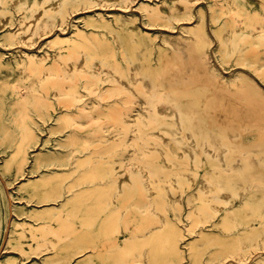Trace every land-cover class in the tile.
<instances>
[{"label": "bare ground", "instance_id": "obj_1", "mask_svg": "<svg viewBox=\"0 0 264 264\" xmlns=\"http://www.w3.org/2000/svg\"><path fill=\"white\" fill-rule=\"evenodd\" d=\"M114 1L78 0L73 4V11L79 10L83 4L85 7L98 4L107 6ZM178 1L189 3L183 16L192 18L195 15L192 5L201 0H163L156 3L145 1L141 7L153 21H160V18L173 21L177 17L175 10ZM11 2L26 9V14L14 28L15 31L9 33L8 39L25 45L22 48L23 54L18 56L16 62L28 84L22 86L18 82L12 83V93L17 95L16 102L23 104L24 113L20 130L15 131L16 147L4 160L3 168L5 170L13 163H18L20 173L25 174V164L30 163V172L41 175L40 180L26 182L22 188L42 190L41 202H56L60 198L63 200L60 205L50 209L29 210L31 215L44 219L34 225L35 245L29 249L25 245L27 241H22L13 234L20 233L22 229L21 234L25 236L29 229L30 222L17 220L4 248L21 250L23 260L29 259L33 254H47L44 264L53 263L49 260L50 257L58 258L61 264H135L136 261H145L147 264H182L180 240L185 232L180 222L184 220L186 205L192 206L188 215L194 219V228L201 222L205 224L210 221L211 214L220 211L226 204L239 201L240 207H230L217 223L221 229L217 236L218 246L207 263L224 264L223 259L231 253L236 258L244 259L242 255L246 249L255 245L252 236L256 226L248 224L242 227V219L249 221L258 217L264 222V211L251 203L247 195L252 196L256 192L254 189H258L259 196L264 197V147L260 148V153L244 151L238 160L230 163L234 148L241 142L239 135L231 127L225 126L223 131L215 134L204 120L194 118L189 106L179 100L171 102L166 92L153 93V87L145 76L154 74L160 78L172 75L166 71L163 47L165 43L182 47V42L174 37L164 38L162 45L157 48L155 37L144 33L135 20L125 16L110 18L105 13H99L84 18L82 25L76 23L70 36L57 34L45 39L42 46L55 47V54L48 52L45 56L34 55L28 49L35 47L56 25L67 27L69 16L66 2L0 0V29L15 22L13 12L8 8ZM130 3L131 0H125L122 6L129 8ZM213 5L221 12H216L211 20L217 34L221 58L224 65L230 64L235 59V37L242 36V41H248V44L254 43L253 37L264 38V12L260 8L252 10L243 0H224L223 3L215 2ZM28 11H32L31 15H27ZM197 14L205 25V7H201ZM57 15L60 16L58 21ZM222 15L228 17L226 21L219 23ZM258 24L262 26L259 27ZM125 32L131 34L134 43L132 48L127 39L121 36ZM109 34H113L116 43L111 41ZM157 52L158 55L155 56ZM155 59L158 64L154 63ZM46 60H53V63L45 64ZM3 62L0 58V66L5 65ZM254 70L264 79V66H255ZM102 75L114 82L112 89L125 92L127 101L137 102L139 106L132 105L128 108L124 104H93L90 105L93 109L91 113L70 115L69 111L76 105L75 100H81L85 91L106 97L105 91H101L98 85ZM168 88L169 86L164 85V89ZM190 91L177 83L170 93L180 95ZM30 104L39 111L48 105V116L41 111L40 114L44 123L50 119L57 120L55 133L71 129L67 138L61 140L71 146L67 153L58 155L48 152L46 141L40 145L38 132L27 120ZM133 110L137 112L132 113ZM58 112L59 117L56 116ZM83 116H86V121ZM170 118L176 120L179 128ZM99 119L108 128H116L112 137L97 134L94 139H88L79 134V129L86 124L97 123ZM61 123L65 125L64 128ZM118 133H125V136L116 144L106 145L107 142L114 141ZM81 138L83 141L79 147ZM37 145H40L37 152L30 150ZM93 145L96 150H88ZM125 145L128 147L123 150ZM197 147H200L201 152H197ZM78 152L84 154L80 155ZM95 157L101 158L99 164L93 161ZM203 157L210 163L218 161L223 165L220 175L206 174L200 187L187 197L186 191L196 184L197 178L193 170L182 167V164L188 161L191 165H199ZM55 167L61 168L57 170ZM43 168L56 169L57 172L70 170L81 176L64 187V182L55 183L50 179L52 176L46 177ZM179 174L186 175L189 180L178 181ZM250 179L255 182H250ZM80 184L86 185L77 188ZM135 196L141 197L142 201L133 200ZM198 201L200 204H196ZM129 205L144 207L146 215H129ZM12 210L16 212V209ZM249 211L253 212L252 216L248 214ZM123 219L128 220L127 223L134 222L137 230H133L123 245L114 249L110 247V235L122 230ZM144 222L148 223L147 228ZM82 228L95 229L89 233L92 239H86L83 248H68L65 242L75 238ZM240 228L241 232H238ZM208 235L204 233L200 242L190 246L194 253L191 264L203 262L200 259L206 252L205 244L212 238ZM91 241L98 242V245L90 246ZM91 247L93 250L87 258L71 263L76 259V254ZM0 264L22 263L15 257H8L0 258ZM31 264L41 263L35 261ZM256 264H264V257Z\"/></svg>", "mask_w": 264, "mask_h": 264}, {"label": "rangeland", "instance_id": "obj_2", "mask_svg": "<svg viewBox=\"0 0 264 264\" xmlns=\"http://www.w3.org/2000/svg\"><path fill=\"white\" fill-rule=\"evenodd\" d=\"M4 1V0H1ZM88 1V0H82ZM161 2L163 0H131L130 7L124 8L122 3L125 0H115L111 5L102 6L100 4L93 7H85L83 4L77 11L74 10L73 4L78 0H65L66 7L68 9V25L66 28H61L60 25H56L53 31L42 38L38 44L32 49H28L34 55L45 56L49 53L55 54L56 48L49 45H44L45 39L54 37L57 34L72 35L74 25H82V20L91 15L96 16L99 13H105L106 16L114 18L115 16H125L135 20L140 27L144 30V33L152 35L157 41V48L162 45L164 38H177L183 46L176 47L169 43L164 44V53L166 55V71L172 73V75H166L157 78L154 74H147L146 80L150 86L153 87V93L166 92L167 97L171 102L180 101L185 106H189L194 113V118L198 121L204 120L209 129L214 131L215 134L223 131L225 126L231 127V130L236 132V135L240 137V145L236 146L232 152V158L230 163L238 160L244 153V151H254L260 153V148L264 147V79L260 77L254 70L255 66H264V38L262 36L253 37V44L248 41L244 43L242 36L235 37V59L230 64L224 65L223 58H221V51L219 50L217 34L212 26L211 20L215 16L216 10L213 3H223L224 0H201L194 3L193 10L195 15L192 18L183 16L189 3L178 1L176 3L175 13L177 17L170 21L166 18H160L156 21L151 20L149 16L145 15L142 10L144 2ZM247 5H250L252 10L260 8L261 12H264V0H243ZM249 1V3H248ZM201 7L206 9V23L203 25L200 21V17L197 14ZM8 8L13 12V19L15 22L8 24L6 27L0 29V58L4 61L5 65L0 66V258H17L22 264L33 263L35 261L44 264L47 254L43 256H37L33 254L29 259H21L23 253L21 250L14 248L6 250L4 244L14 229V224L17 220L28 221L29 229L25 236L20 233L17 235L19 239L26 242V247L31 248L35 245L36 238L34 232H36V225L43 222V218H39L37 215H31L29 210L31 209H50L55 205H60L63 198L59 201L41 202L39 201L42 196V190L27 189L22 187L26 182L39 181V174L30 172V163L25 164V174L20 173V165L13 163L10 167H6L4 170V160L16 147L17 137L15 131L21 127V119L24 113L23 104L17 103V95L12 93L14 88L13 82H18L20 85L25 86L28 81L24 79L23 72L20 71L17 66V58L22 52V48L25 47L22 43H15L13 40L8 39V35L11 31H15V27L18 25L20 19L26 14V9H22L19 6L9 3ZM22 12V13H21ZM32 11H28L27 15H31ZM197 14V15H196ZM227 15H222L219 23L226 21ZM60 18L57 15V21ZM240 24V23H239ZM58 26V27H57ZM261 27V24H258ZM57 27V28H56ZM112 42H115L113 34L108 35ZM121 36L127 39L129 46L133 47V39L128 32L121 33ZM249 37V36H248ZM67 45V43H65ZM86 56H90L89 53H85ZM158 52L155 53V56ZM15 57V58H14ZM262 59H259V58ZM258 58V59H257ZM95 61V60H94ZM53 60H46L45 64H52ZM155 64H158V60H154ZM123 65H127L126 62H122ZM103 76V77H102ZM98 80V85L101 91H105L106 97L98 93H91L85 91L81 100H75L76 105L69 111L70 115L75 116L77 114H88L93 111L90 105H102L111 104L119 105L124 104L128 108L138 107L137 102L127 101V95L125 92L112 89L115 84L105 75H102ZM186 90H191L189 93L184 94L170 93L176 84ZM165 86H169L168 90L164 89ZM189 85V86H188ZM113 86V87H112ZM188 86V87H187ZM86 90V89H85ZM26 94V93H25ZM82 106L86 108L82 109ZM48 116V105L40 110ZM40 111L30 104V115L27 117L28 122H31L38 132L40 137V143L47 142L46 150L52 151L54 154L60 155V153L68 152L71 148L68 142L62 143L61 140L66 139L71 133V129H66L63 132L55 133L57 120H49L44 123V118L41 117ZM137 110H133L132 113H136ZM57 117L60 116V112L57 113ZM175 126L179 128L176 120L170 118ZM83 120H87L86 116H83ZM61 127H65L61 123ZM53 129V130H52ZM115 127L108 128L104 125L101 119L94 124H86L84 128L79 129V134L84 138L94 139L97 134L106 135V138L112 137L115 133ZM20 130V129H19ZM6 132V135H5ZM116 139L109 141L106 145L116 144L125 133L116 134ZM83 138H81L79 147L82 144ZM42 143L40 144L42 146ZM62 143L61 145H56ZM40 145L30 148L33 152H37L40 149ZM82 147V145H81ZM127 145L123 146V150L127 149ZM88 150L94 151L96 147L93 145ZM197 152H201L200 147L196 148ZM65 154V153H64ZM62 154V155H64ZM78 154H84L78 152ZM252 155V154H250ZM93 161L96 164L101 162V158L95 157ZM199 165H191L188 161H184L182 167H187L196 173V184L192 186L190 190L186 191L187 197L192 194L197 188L200 187V183L206 174L210 176L220 175L221 165L218 161L210 163L206 157H203ZM29 165V166H28ZM57 168V167H55ZM61 167L57 168L59 170ZM43 174L50 178L55 183L64 182V187H68L72 182L76 181L81 175L79 173H71L69 171H56V169L43 168ZM264 176V170L262 172ZM38 176V177H37ZM253 179V178H252ZM250 179V182H255ZM177 180L180 182H186L188 177L184 174L177 175ZM86 184H80L77 188H81ZM251 189V188H249ZM253 195L249 196L251 203L261 208L264 211V197L259 196L258 189H254ZM3 193V194H2ZM249 193V192H247ZM66 198L68 192L65 193ZM5 197V198H4ZM139 196H135L133 200H141ZM142 201V200H141ZM89 202H91L89 200ZM200 204V202H196ZM240 202L236 201L232 204H226L223 209L218 212H213L210 217V221L207 223H200L199 226L192 228L194 219L188 214L191 209V205H186L183 218L180 222L184 233V236L180 240L181 245V262L182 264H191L194 259V253L190 249L192 244L200 242L204 233H208L212 238L205 244L206 252L203 258L201 257V264H208L207 260L211 254H214L216 246H218L217 236L221 233V229L217 226L223 215L230 207H240ZM129 215L142 216L146 215L144 207L139 205H129ZM4 207V208H3ZM40 207V208H39ZM12 209H16L14 212ZM139 209V211H138ZM250 216L253 212L249 211ZM243 215V214H242ZM128 220L123 219L122 230L110 235L112 238L111 246L116 249L124 244L126 238L131 235L133 230H137L134 227V222L127 223ZM113 222L112 220L110 221ZM109 222V224H110ZM264 222L260 218L255 217L253 220L242 219V227H246L248 224H253L256 229L253 233L252 240L254 241V247H248L242 258H236L232 253L228 257L223 259L224 264H256L264 257ZM80 224V222H79ZM35 225V226H34ZM148 223L144 222L145 228ZM113 225L111 226V228ZM94 228L87 229L82 228L79 230L77 236L73 239H68L65 244L68 248L74 247L75 249L83 248L86 239H92L89 237L90 231L94 232ZM241 232V228L237 230ZM207 235V234H205ZM208 235V236H209ZM118 240V243H115ZM251 244V243H250ZM90 246H97L98 242L91 241ZM92 247L86 249L83 252L76 254L71 263L87 258L92 251ZM114 255V254H111ZM52 264H61L56 257H50ZM59 262V263H58ZM135 264H147L145 261H136Z\"/></svg>", "mask_w": 264, "mask_h": 264}]
</instances>
